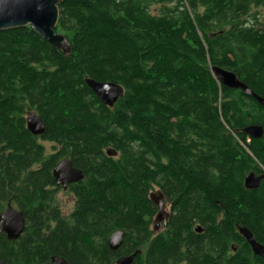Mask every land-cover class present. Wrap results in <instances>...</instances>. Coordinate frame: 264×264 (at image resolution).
Returning a JSON list of instances; mask_svg holds the SVG:
<instances>
[{"label":"trees","instance_id":"1","mask_svg":"<svg viewBox=\"0 0 264 264\" xmlns=\"http://www.w3.org/2000/svg\"><path fill=\"white\" fill-rule=\"evenodd\" d=\"M262 3L62 0L56 32L67 56L29 27L1 31L0 216L13 205L26 224L17 240L0 234V261L264 264L240 233L264 247V180L244 187L249 173L264 175V108L211 72H232L264 99V32L249 24ZM88 81L117 85L122 97L108 107ZM28 113L42 136L27 131ZM249 126L262 136L246 137ZM64 159L83 174L68 187V215L52 176ZM156 188L172 207L154 236ZM117 231L125 235L112 252Z\"/></svg>","mask_w":264,"mask_h":264},{"label":"water","instance_id":"2","mask_svg":"<svg viewBox=\"0 0 264 264\" xmlns=\"http://www.w3.org/2000/svg\"><path fill=\"white\" fill-rule=\"evenodd\" d=\"M62 0H0V32L29 27L43 42L55 50L67 56L71 53V44L64 34L56 32L58 22V7ZM213 78L223 87L230 90L241 91L245 96L254 99L264 108V99L255 95L239 78L232 72L213 67L211 68ZM87 86L99 101L113 107L119 98L122 97V88L114 84H99L88 81ZM27 131L34 137H40L44 133V125L35 113H28L25 117ZM242 133L249 139H259L263 134V129L259 126H249ZM108 155H110L108 153ZM115 154H113L114 156ZM52 176L55 180L56 188L66 191L70 185L77 184L83 180L81 171L75 169L68 159L61 160L54 168ZM264 180V175L256 176L249 173L244 179L246 190H255ZM162 198L160 192L150 195V201L156 206L158 213L155 222L163 220L166 223L167 215L164 213L162 202L156 200ZM26 221L19 211L7 206L4 213L0 216V234H4L8 240H17L25 229ZM155 231V230H154ZM199 231V228H196ZM249 243L253 254L264 261V247L255 243L250 234L240 231ZM123 231H117L110 236L107 245L110 251L116 252L123 243ZM236 248H233L235 251ZM136 254L119 259L116 264H132ZM0 264H7L0 261ZM48 264H68L64 259L52 257Z\"/></svg>","mask_w":264,"mask_h":264},{"label":"flooded vegetation","instance_id":"3","mask_svg":"<svg viewBox=\"0 0 264 264\" xmlns=\"http://www.w3.org/2000/svg\"><path fill=\"white\" fill-rule=\"evenodd\" d=\"M261 6H257V7L256 6H252V10H251L252 11V17L249 20V24H250V27L252 28V30L254 32L255 31H263L264 32V0H263V3H262ZM262 175L263 174L256 175V176H262ZM155 199L158 200V201L160 200L162 202V205L164 206V213L167 215L168 218L166 220V223H164L163 220H160L159 222L158 221L155 222V218H156L157 214L152 219L150 227L152 229V232H153L154 236H156V235H158L160 233H163L164 230L166 229L167 224H168V220H169L170 215H171V207H172V204L167 202L166 199L163 196H162L161 199H159L158 197H155ZM157 213H158V210H157ZM196 232L198 234H200L201 230L199 229V231H196Z\"/></svg>","mask_w":264,"mask_h":264},{"label":"rangeland","instance_id":"4","mask_svg":"<svg viewBox=\"0 0 264 264\" xmlns=\"http://www.w3.org/2000/svg\"><path fill=\"white\" fill-rule=\"evenodd\" d=\"M160 8H161V6L159 4L158 5L153 4L151 6V12L153 14H157ZM250 15L252 16V11H251ZM40 144H42L45 147L47 153L51 152V145L50 144L45 143V142H41V141H40ZM158 191L159 190L156 188V189H154L152 194H155ZM54 202L60 208L62 214H64V215H68L71 211H73V209L75 207L74 198L68 190L63 191L61 189H58L54 195ZM10 206L16 210V208L13 205H10Z\"/></svg>","mask_w":264,"mask_h":264}]
</instances>
